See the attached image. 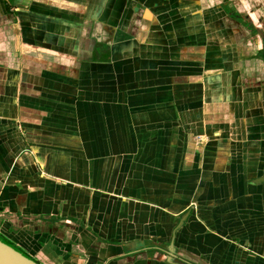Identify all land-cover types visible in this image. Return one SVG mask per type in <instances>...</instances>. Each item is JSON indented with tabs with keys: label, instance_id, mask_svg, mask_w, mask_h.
<instances>
[{
	"label": "crops",
	"instance_id": "1",
	"mask_svg": "<svg viewBox=\"0 0 264 264\" xmlns=\"http://www.w3.org/2000/svg\"><path fill=\"white\" fill-rule=\"evenodd\" d=\"M0 235L264 264V0H0Z\"/></svg>",
	"mask_w": 264,
	"mask_h": 264
},
{
	"label": "water",
	"instance_id": "2",
	"mask_svg": "<svg viewBox=\"0 0 264 264\" xmlns=\"http://www.w3.org/2000/svg\"><path fill=\"white\" fill-rule=\"evenodd\" d=\"M0 264H38L24 251L0 235Z\"/></svg>",
	"mask_w": 264,
	"mask_h": 264
},
{
	"label": "flooded vegetation",
	"instance_id": "3",
	"mask_svg": "<svg viewBox=\"0 0 264 264\" xmlns=\"http://www.w3.org/2000/svg\"><path fill=\"white\" fill-rule=\"evenodd\" d=\"M6 8V7H5Z\"/></svg>",
	"mask_w": 264,
	"mask_h": 264
}]
</instances>
